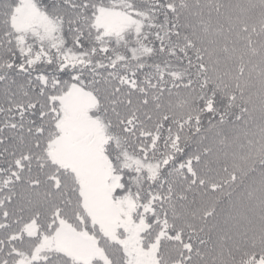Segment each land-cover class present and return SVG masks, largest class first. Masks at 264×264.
Segmentation results:
<instances>
[{"label":"snow or ice","instance_id":"obj_1","mask_svg":"<svg viewBox=\"0 0 264 264\" xmlns=\"http://www.w3.org/2000/svg\"><path fill=\"white\" fill-rule=\"evenodd\" d=\"M0 264H264V0H0Z\"/></svg>","mask_w":264,"mask_h":264},{"label":"rangeland","instance_id":"obj_2","mask_svg":"<svg viewBox=\"0 0 264 264\" xmlns=\"http://www.w3.org/2000/svg\"><path fill=\"white\" fill-rule=\"evenodd\" d=\"M240 46L242 47V41H240Z\"/></svg>","mask_w":264,"mask_h":264}]
</instances>
